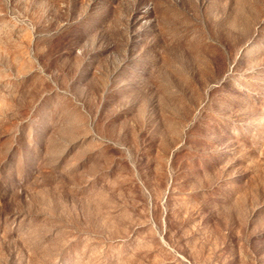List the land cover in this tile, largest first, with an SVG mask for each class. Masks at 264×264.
<instances>
[{"label":"rangeland","instance_id":"1","mask_svg":"<svg viewBox=\"0 0 264 264\" xmlns=\"http://www.w3.org/2000/svg\"><path fill=\"white\" fill-rule=\"evenodd\" d=\"M0 264H264V0H0Z\"/></svg>","mask_w":264,"mask_h":264}]
</instances>
